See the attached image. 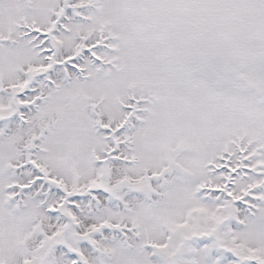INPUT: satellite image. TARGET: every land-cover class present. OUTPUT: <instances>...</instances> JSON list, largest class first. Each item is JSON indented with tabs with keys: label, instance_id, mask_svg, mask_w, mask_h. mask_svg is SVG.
I'll use <instances>...</instances> for the list:
<instances>
[{
	"label": "snow or ice",
	"instance_id": "obj_1",
	"mask_svg": "<svg viewBox=\"0 0 264 264\" xmlns=\"http://www.w3.org/2000/svg\"><path fill=\"white\" fill-rule=\"evenodd\" d=\"M0 264H264V0H0Z\"/></svg>",
	"mask_w": 264,
	"mask_h": 264
}]
</instances>
